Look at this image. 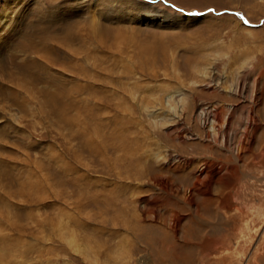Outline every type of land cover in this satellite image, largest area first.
<instances>
[{
	"label": "rangeland",
	"instance_id": "374dc122",
	"mask_svg": "<svg viewBox=\"0 0 264 264\" xmlns=\"http://www.w3.org/2000/svg\"><path fill=\"white\" fill-rule=\"evenodd\" d=\"M0 7V264H264V0Z\"/></svg>",
	"mask_w": 264,
	"mask_h": 264
},
{
	"label": "bare ground",
	"instance_id": "6f19581e",
	"mask_svg": "<svg viewBox=\"0 0 264 264\" xmlns=\"http://www.w3.org/2000/svg\"><path fill=\"white\" fill-rule=\"evenodd\" d=\"M5 2H12V0H4ZM73 1V0H72ZM72 6H74V5H72ZM1 8V7H0ZM4 13V12H3ZM0 20H2V19H0ZM1 23H2V21H0ZM4 22V21H3ZM1 25V24H0ZM8 37V36H7ZM3 41V40H2ZM5 43V42H4ZM5 46V45H4Z\"/></svg>",
	"mask_w": 264,
	"mask_h": 264
}]
</instances>
